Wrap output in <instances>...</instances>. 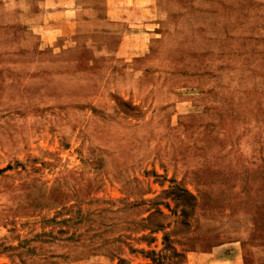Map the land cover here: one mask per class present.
<instances>
[{
  "label": "rangeland",
  "instance_id": "rangeland-1",
  "mask_svg": "<svg viewBox=\"0 0 264 264\" xmlns=\"http://www.w3.org/2000/svg\"><path fill=\"white\" fill-rule=\"evenodd\" d=\"M155 1L46 44L45 0H0V264L264 244V0Z\"/></svg>",
  "mask_w": 264,
  "mask_h": 264
},
{
  "label": "crops",
  "instance_id": "crops-1",
  "mask_svg": "<svg viewBox=\"0 0 264 264\" xmlns=\"http://www.w3.org/2000/svg\"><path fill=\"white\" fill-rule=\"evenodd\" d=\"M155 0H45L41 17L31 22L38 25V33L46 44L61 35H73L89 28H102L123 23L132 28L129 34L142 37L146 25H154L157 18ZM147 21V23H146ZM135 44L132 48H139ZM264 248L248 237L247 242H230L211 251L193 253L191 263L200 259L202 264H249L247 259L256 250Z\"/></svg>",
  "mask_w": 264,
  "mask_h": 264
}]
</instances>
